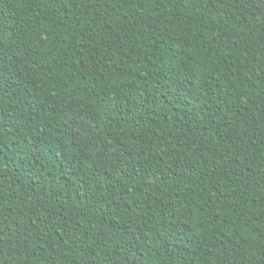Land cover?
Here are the masks:
<instances>
[{"label":"trees","instance_id":"16d2710c","mask_svg":"<svg viewBox=\"0 0 264 264\" xmlns=\"http://www.w3.org/2000/svg\"><path fill=\"white\" fill-rule=\"evenodd\" d=\"M0 264H264V0H0Z\"/></svg>","mask_w":264,"mask_h":264},{"label":"rangeland","instance_id":"374dc122","mask_svg":"<svg viewBox=\"0 0 264 264\" xmlns=\"http://www.w3.org/2000/svg\"><path fill=\"white\" fill-rule=\"evenodd\" d=\"M79 139V141H81V139L80 138H78Z\"/></svg>","mask_w":264,"mask_h":264}]
</instances>
